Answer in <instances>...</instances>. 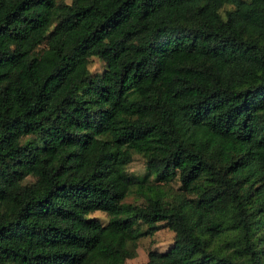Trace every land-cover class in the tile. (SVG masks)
<instances>
[{"label": "trees", "instance_id": "trees-1", "mask_svg": "<svg viewBox=\"0 0 264 264\" xmlns=\"http://www.w3.org/2000/svg\"><path fill=\"white\" fill-rule=\"evenodd\" d=\"M160 224L138 264H264V0H0V264H121Z\"/></svg>", "mask_w": 264, "mask_h": 264}, {"label": "rangeland", "instance_id": "rangeland-1", "mask_svg": "<svg viewBox=\"0 0 264 264\" xmlns=\"http://www.w3.org/2000/svg\"><path fill=\"white\" fill-rule=\"evenodd\" d=\"M65 1L68 2L69 0ZM40 47H42V44L38 48ZM87 65L91 73H98L103 68L102 61L97 59L95 56L88 57ZM123 170L133 176H144V162L138 151L131 153V159L123 166ZM148 179H151V176H148ZM131 199H133L132 193L127 194L124 197L125 201H130ZM90 215L101 221H106L108 217L106 213L98 210L92 211ZM172 235L171 230H169L165 225H158V228L154 230L153 233L137 238L134 256L124 260L121 264H138L144 261L146 252L150 248L160 251L165 250L172 243Z\"/></svg>", "mask_w": 264, "mask_h": 264}]
</instances>
